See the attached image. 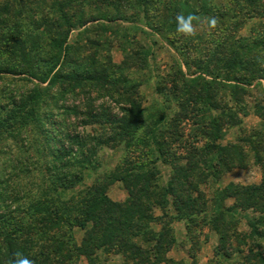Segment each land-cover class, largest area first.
I'll return each mask as SVG.
<instances>
[{"label":"trees","instance_id":"trees-1","mask_svg":"<svg viewBox=\"0 0 264 264\" xmlns=\"http://www.w3.org/2000/svg\"><path fill=\"white\" fill-rule=\"evenodd\" d=\"M179 13L201 18L196 37L176 31ZM136 21L174 56L166 69L154 63L132 79L135 67L148 72L152 56L136 44ZM82 35L101 71L70 64V87L84 104L67 107L51 88ZM0 76L32 83L0 89V143L9 146L0 151V264L15 253L33 264H108L112 256L197 264L208 233L216 242L207 264H264V0H0ZM146 81L161 98L149 107ZM66 110L77 120L67 122ZM250 113L258 121L248 127ZM45 117H55L50 124L68 143L30 151L27 134ZM231 129L237 134L226 140ZM252 166L259 181L220 185ZM113 182L123 198L107 193Z\"/></svg>","mask_w":264,"mask_h":264},{"label":"rangeland","instance_id":"rangeland-1","mask_svg":"<svg viewBox=\"0 0 264 264\" xmlns=\"http://www.w3.org/2000/svg\"><path fill=\"white\" fill-rule=\"evenodd\" d=\"M129 24L128 26L132 27L133 24L131 23H125V25ZM134 30H136V44L140 47L141 45L144 46L146 49L150 48L152 51V56L149 58V66H148V72H146L144 69L139 68V67H135L131 70V72L129 73L130 76L132 77V79H136L137 77L140 78L139 75L145 76L149 75L153 69V64H159L160 67H165V64H167V62H170L172 57L174 56V52L172 49H170V47L166 44L163 43L162 39L155 34L154 31L150 30L146 24L144 23V21H136L135 24L133 25ZM248 27V26H247ZM247 27H245V29H248ZM143 28L146 32L143 31ZM112 30H108L106 31V35L110 36L111 39L114 37L112 32ZM85 35H82L81 38L78 39V43L79 45H77L76 48H73V50L70 51V55L69 57H66L64 59V66L62 69L63 72V78H60V83L57 84V88L56 85H54L51 90L52 91H56L57 93V99L59 100L58 103H61L65 106H70L73 107V105H79L82 106L84 104V100H83V94H78L75 93L74 91H72V88L70 87V83H72L75 79L74 74L72 73L70 64L74 63L76 61H84L83 62V66L86 67V71H90L92 72L93 76H98V73L101 71L99 69L95 68V64L93 62H91L92 66L94 65V68L91 67L89 60L93 57L92 53L97 52V48L96 47H89L90 49L85 48ZM77 38V33L73 32L71 34V41H73L74 39ZM153 39H156V42H153ZM118 45L115 43L114 46L112 47L111 50V55H112V60L115 63H120V61H122L123 57H122V51L118 50ZM138 48V47H137ZM135 48V49H137ZM88 53H90V55L88 56ZM102 63L105 62V59H101ZM137 61H133V63ZM63 64V63H62ZM92 69V70H91ZM102 69V67H101ZM166 69V67L164 68ZM16 79H24V77H11V76H0V89H5L6 92L8 90V88H13L14 85L19 86L20 88H25L24 90L29 89L32 86V83H28L26 85V87L24 85H21L22 83H17ZM97 81H95V84ZM63 87V91H60V88ZM141 92L145 98V100L143 101V104L146 106H150L151 102L156 98L157 100L161 101L160 96H158V94H156V92L153 89L152 83L151 82H144V84L141 87ZM77 94V95H76ZM0 95H3L0 92ZM103 98H99L97 100H102ZM122 100V99H120ZM54 101L52 98L50 100H48L47 103V108H46V112H49L52 108V105L54 104ZM1 103H5L6 101L1 100ZM118 105H123L122 102H118ZM98 103H100V101H98ZM113 104V103H112ZM116 113L118 114V116L121 114L120 111H116ZM120 113V114H119ZM49 113H44V116L47 115ZM195 118L196 116H191L188 118ZM55 117L52 118H48L45 117L42 119V126L36 124L34 126V129H32L31 131H29V133L27 134L28 138H32V144L34 143L33 148H30V151H48V148L52 147V145H54L56 143V141H52V139L57 140L59 143H63L64 145H66L68 143V139L66 138H61L56 131H55V126L56 124L52 125L50 124L51 122H55L54 120ZM64 119H67V122H71L73 123L74 120H77L73 115L72 112H69V110H66L64 116ZM57 119V118H56ZM258 121V118L253 115L252 113H250L248 116L244 117V124L248 125V127L250 126H254L256 124V122ZM58 122V120H57ZM77 126V129H79L80 124H76L74 127ZM43 128L46 131L41 132V129L39 131V128ZM191 126L188 125V128H190ZM237 134V131L235 129H231L230 131L227 132L226 134V140H232L235 138ZM5 142V141H4ZM4 142L1 141L0 143V151H7V148H9V146H5ZM14 149V147L12 148ZM260 172L256 170L255 166L249 167L248 169L242 170V169H234L231 172L227 173L226 175H224L220 180L219 183L220 185H225L226 183H228L229 181H235V182H242V183H249V182H257L260 180ZM93 179V176H91V179L88 178L87 181H91ZM211 189L212 186L208 185ZM210 188H207L208 190ZM107 193L109 194V196L114 199V200H118L121 199L125 196V191L123 189V186L120 182H113L110 183V185H108L107 187ZM179 224L176 225V230L177 233L180 231L179 230ZM83 232L79 229H75V235L76 238L78 240V242L81 240ZM215 238L211 233H208V241H206L203 245L201 250L198 252V256H197V264H207L208 260L211 258L212 256V248L213 245L215 244ZM176 255L179 257L180 255L184 254L183 251L181 250H176ZM123 262L122 257L120 256H112V258L109 260L108 264H121ZM81 264H86L85 261L83 260L81 262ZM187 264H190V260L188 259Z\"/></svg>","mask_w":264,"mask_h":264},{"label":"clouds","instance_id":"clouds-1","mask_svg":"<svg viewBox=\"0 0 264 264\" xmlns=\"http://www.w3.org/2000/svg\"><path fill=\"white\" fill-rule=\"evenodd\" d=\"M175 22L176 31L185 38L196 37L202 23L200 17L194 14L185 15L183 13L177 14ZM216 23L217 21L215 18L208 19L209 27H215ZM11 264H33V261L21 253H15Z\"/></svg>","mask_w":264,"mask_h":264}]
</instances>
